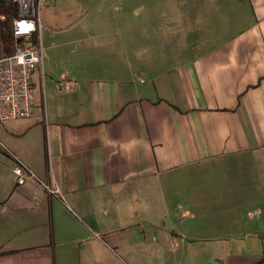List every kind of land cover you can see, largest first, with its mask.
Instances as JSON below:
<instances>
[{
	"label": "crops",
	"instance_id": "crops-1",
	"mask_svg": "<svg viewBox=\"0 0 264 264\" xmlns=\"http://www.w3.org/2000/svg\"><path fill=\"white\" fill-rule=\"evenodd\" d=\"M44 19L35 110L0 121V264H138L155 237L264 264V0H47Z\"/></svg>",
	"mask_w": 264,
	"mask_h": 264
},
{
	"label": "built area",
	"instance_id": "built-area-1",
	"mask_svg": "<svg viewBox=\"0 0 264 264\" xmlns=\"http://www.w3.org/2000/svg\"><path fill=\"white\" fill-rule=\"evenodd\" d=\"M45 1H5L16 5L17 15L12 21L15 51L0 55V121L30 117L35 110L33 74L42 61L43 50L34 35L41 26V8ZM5 18L6 14L1 13L0 19ZM60 84L69 89L72 82L61 80ZM14 172L19 183L26 181L23 164H16Z\"/></svg>",
	"mask_w": 264,
	"mask_h": 264
},
{
	"label": "rangeland",
	"instance_id": "rangeland-1",
	"mask_svg": "<svg viewBox=\"0 0 264 264\" xmlns=\"http://www.w3.org/2000/svg\"><path fill=\"white\" fill-rule=\"evenodd\" d=\"M156 4L157 5L159 4V0L157 1L155 0V8H156ZM45 5H46V1L44 2L41 8V21L43 25L46 22L44 19ZM78 9L81 10V6ZM160 29L161 28H157L158 31L155 29V35L157 38L161 36L159 33ZM39 33L40 31L36 33L35 35L36 38L37 36H39ZM163 45L164 44L157 45L156 49L152 51L153 52V55L151 56L152 58H154L155 60L157 59L162 60V57L165 58L164 57L165 51L158 50L159 48L163 47ZM139 52L142 54L143 52L142 47L140 48ZM171 52H174V50L171 49ZM194 53L195 51H189L187 55L188 56L189 54L193 55ZM175 54H177L176 51H175ZM169 55H174V53H171ZM39 86H40V83L39 82L36 83V87L39 88ZM222 181L227 182L221 178L220 179L221 185L224 183ZM209 185L210 183H207L204 185V187L207 188ZM218 187L219 189L224 188L222 186H218ZM229 195L231 198V194ZM213 200L215 201V198ZM226 201L227 199L225 198L224 202ZM211 202L212 201H207L204 209H200L202 211V223L210 222V219L211 217L213 218L214 213H217L216 209H214V206L211 207ZM235 203L236 204H246L247 201H245L244 199L237 198L235 200ZM221 207H222V203L220 202L219 208ZM239 213L241 214V217L243 218L247 217V206L242 207V210L240 209ZM222 214L223 212L221 211L220 218H222ZM200 222H201V219H200ZM210 233L211 232H209V234ZM201 236H204V235H201ZM158 241L160 242V244L157 243ZM173 242H175V244L172 245V242L165 241L160 237H157V238L155 237L150 243H147V245L149 244L148 248H143V250H141L140 259L138 261V264H207V263L214 264L212 257L214 256V252H215L216 240L201 239V238H196L194 240L190 238L189 239L185 238L183 240L179 238V239H175V241Z\"/></svg>",
	"mask_w": 264,
	"mask_h": 264
},
{
	"label": "trees",
	"instance_id": "trees-1",
	"mask_svg": "<svg viewBox=\"0 0 264 264\" xmlns=\"http://www.w3.org/2000/svg\"><path fill=\"white\" fill-rule=\"evenodd\" d=\"M5 1L3 0L2 4H0V14H6L4 20L0 19V55L11 54L15 51L12 21L17 15V7L14 3Z\"/></svg>",
	"mask_w": 264,
	"mask_h": 264
}]
</instances>
